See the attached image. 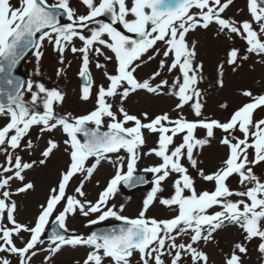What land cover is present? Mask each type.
<instances>
[{
	"label": "snow or ice",
	"instance_id": "1",
	"mask_svg": "<svg viewBox=\"0 0 264 264\" xmlns=\"http://www.w3.org/2000/svg\"><path fill=\"white\" fill-rule=\"evenodd\" d=\"M233 7L0 0V264H60L65 250L71 264H215L206 248L228 228L239 239L220 249L222 264H247L249 246L264 264V77L209 110L229 72L264 68V0ZM197 33L224 45L212 76ZM74 61L80 112L64 107ZM50 168L28 215L37 170ZM144 186L128 214L132 196L117 198Z\"/></svg>",
	"mask_w": 264,
	"mask_h": 264
},
{
	"label": "rangeland",
	"instance_id": "2",
	"mask_svg": "<svg viewBox=\"0 0 264 264\" xmlns=\"http://www.w3.org/2000/svg\"><path fill=\"white\" fill-rule=\"evenodd\" d=\"M28 73V72H25ZM52 73V72H49ZM75 72H72V75H74ZM231 73V72H230ZM241 77H250L251 81H254V85H238L233 83V85L229 82L226 85V90H222L219 93L214 92L211 95V102H214V105H212L211 107V111L215 109V97L216 95H220V98L222 99H227L230 102H234L237 98H240L239 95H237V89L240 88H252L253 90H259V85L256 83L255 78L256 77H264V72H239ZM233 78H236L234 74H232ZM229 78V76H228ZM70 84H68L67 86V90L69 91V93H71L74 89H72L71 87L73 86H69ZM76 87H77V83H76ZM145 163V162H144ZM104 173L100 170V172L97 174V178H103ZM55 178V176H54ZM51 180H47V179H41L39 185H42L38 191H37V198L32 200V206H33V210L35 209V201L40 199L43 196V192L44 189L46 187V185L50 182ZM88 191L90 193H92L93 195L95 194L96 189L89 184L88 185ZM130 210V209H129ZM131 211V210H130ZM32 211H30V213L28 215L31 214ZM72 227H75L77 229H79L80 231H83L84 229H82L80 227V222L77 221H73L71 223ZM217 239L219 240V247H216L214 245H210L208 248H206V251L211 252V259L215 262V264H222V253L220 251V249H223L224 252H227L231 242L234 240H238L239 239V234L237 233L236 229L231 228L227 233L221 232L220 234H217ZM250 248V257L251 259L247 260V264H260L259 259L257 258V254L256 252L253 250L252 246H249ZM80 253H83V249L80 250ZM72 256L73 253L70 252V250H65V252L63 254H61V256L58 258L60 264H71L72 261Z\"/></svg>",
	"mask_w": 264,
	"mask_h": 264
}]
</instances>
